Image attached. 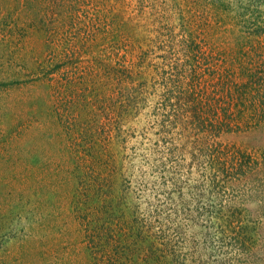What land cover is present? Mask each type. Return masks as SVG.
Returning a JSON list of instances; mask_svg holds the SVG:
<instances>
[{
    "label": "rangeland",
    "instance_id": "obj_1",
    "mask_svg": "<svg viewBox=\"0 0 264 264\" xmlns=\"http://www.w3.org/2000/svg\"><path fill=\"white\" fill-rule=\"evenodd\" d=\"M203 54L237 131L162 114ZM0 264H264V0H0Z\"/></svg>",
    "mask_w": 264,
    "mask_h": 264
},
{
    "label": "trees",
    "instance_id": "obj_2",
    "mask_svg": "<svg viewBox=\"0 0 264 264\" xmlns=\"http://www.w3.org/2000/svg\"><path fill=\"white\" fill-rule=\"evenodd\" d=\"M203 55L204 56H201L200 59L204 60L203 62H207L206 65L208 64L209 67L205 73L206 76H204L205 79H207L206 83L204 82V87L201 89L202 93L198 92L192 95L189 93L195 92V89L192 91H188L184 88L180 89L182 95L177 94V98H175L177 107L173 109V111L170 109V113L163 110L162 114L166 118H170L173 114L175 115L176 118L174 120L170 118L167 122L177 121V119L181 120L183 119V115L187 114L190 116L192 114L193 117H191V121L196 120L202 124L208 122L203 126V131L210 133L212 137L220 132L237 131L242 128H238L241 123H246L245 119L241 117L243 113L241 110H244L242 105L243 101L241 100L242 96L239 93L240 90L235 84H233L238 82L236 79L237 77L235 74L230 77L227 73H224L223 70L218 68V66L212 61L213 58L211 55ZM169 78L172 80L173 76L169 75ZM181 96H183L182 99ZM189 98L192 99L189 100ZM255 107L257 108V106ZM255 107L253 106L251 109H248L250 110L248 113L250 114L252 110L257 111L258 108L256 109ZM162 122L164 124L166 123L165 120ZM211 145L213 146V149H209L210 162L219 165L227 162L230 163V166L237 164L235 160L233 161L230 159L227 153H223V151L216 146L215 141H212V143L209 144V147H211ZM221 154L228 157H224Z\"/></svg>",
    "mask_w": 264,
    "mask_h": 264
}]
</instances>
